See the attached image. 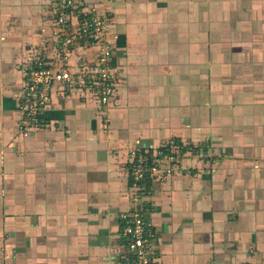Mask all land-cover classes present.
<instances>
[{"label":"crops","instance_id":"1","mask_svg":"<svg viewBox=\"0 0 264 264\" xmlns=\"http://www.w3.org/2000/svg\"><path fill=\"white\" fill-rule=\"evenodd\" d=\"M50 2L0 0V264H123L134 209L157 264H264V0H117L106 104L55 83L23 135L25 71L65 64ZM71 47L74 71L96 51ZM173 144L141 194L131 150Z\"/></svg>","mask_w":264,"mask_h":264},{"label":"built area","instance_id":"2","mask_svg":"<svg viewBox=\"0 0 264 264\" xmlns=\"http://www.w3.org/2000/svg\"><path fill=\"white\" fill-rule=\"evenodd\" d=\"M116 1L105 0L104 11L98 12L95 7L84 8L82 0H51L48 9L54 16L60 39L56 52L65 64L53 68L37 61L25 71V88L20 105L24 116L21 126L23 135L30 134L38 123L49 102L51 86L55 83H63L71 89L85 90L84 92L92 96L99 107L106 104L113 93L114 77L111 66V43L105 38V34L111 24L110 10L113 11ZM81 40L96 46V51L91 60L76 62L74 65L77 70L74 71L66 62L72 52V43H79ZM173 145H175L173 149L177 151L158 149L154 156L131 150L128 173L132 179V186L140 189L141 194L145 191L147 178H160L171 173L170 164L178 159L182 148L180 144ZM185 151L201 157L208 154L207 149L197 146H187ZM161 159H167L171 163L169 166L160 167ZM119 219L122 225L118 237L130 255L123 264H157L155 256L150 251L152 231L143 211L134 209L121 212Z\"/></svg>","mask_w":264,"mask_h":264}]
</instances>
